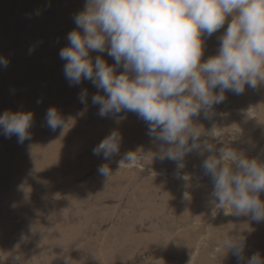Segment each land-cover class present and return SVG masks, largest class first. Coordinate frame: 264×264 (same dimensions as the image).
<instances>
[{
  "label": "rangeland",
  "instance_id": "374dc122",
  "mask_svg": "<svg viewBox=\"0 0 264 264\" xmlns=\"http://www.w3.org/2000/svg\"><path fill=\"white\" fill-rule=\"evenodd\" d=\"M86 3L0 0V56L9 59L0 66V113H34L30 140L21 144L0 134V264H240L219 249L228 235L246 237V258H264V222L227 214L231 207H216L210 196L201 164L218 152L161 161L166 145L149 137L142 119L125 111L101 118L91 103L98 89L65 78L59 52ZM232 18L205 37L201 62L217 54ZM90 55L115 63L106 52ZM82 89L87 107L78 99ZM225 96L211 119L194 118L201 143L234 147L264 162V84ZM51 106L66 121L56 131L45 124ZM238 128L243 136L232 142L228 133ZM114 129L122 135L119 152L108 160L93 155ZM128 152L135 159L127 160ZM105 163L108 177L98 173Z\"/></svg>",
  "mask_w": 264,
  "mask_h": 264
},
{
  "label": "clouds",
  "instance_id": "9594fccd",
  "mask_svg": "<svg viewBox=\"0 0 264 264\" xmlns=\"http://www.w3.org/2000/svg\"><path fill=\"white\" fill-rule=\"evenodd\" d=\"M229 15L233 18L219 37L217 54L201 62L205 37L217 32ZM73 20L76 28L59 52L65 61L64 75L70 85L88 80L98 89L91 97L92 105L99 106L98 115L135 113L148 125L149 137L166 145L161 161L178 162L192 152H218L201 164L211 180L216 207L225 210L228 205L232 211L227 214L264 222L260 198L264 162L234 147L217 150L214 144L201 143L200 126L194 123L201 115L211 119L214 107L225 101V92L240 95L245 86L257 89L264 84V0H87ZM93 51L106 52L115 63L109 64L102 55L93 60ZM8 63L0 56V66ZM121 66L123 71L117 74ZM78 99L87 107V89ZM33 122L31 110H5L0 113V134L16 136L23 144L31 139ZM45 124L56 131L66 121L51 106ZM228 135L238 142L243 130ZM121 142V133L114 129L93 148V155L108 160L119 152ZM125 158L135 159L134 152ZM98 173L108 177L111 169L101 164ZM245 247L244 236L228 235L219 242V249L237 257L240 264H264L259 253L246 258Z\"/></svg>",
  "mask_w": 264,
  "mask_h": 264
},
{
  "label": "bare ground",
  "instance_id": "6f19581e",
  "mask_svg": "<svg viewBox=\"0 0 264 264\" xmlns=\"http://www.w3.org/2000/svg\"><path fill=\"white\" fill-rule=\"evenodd\" d=\"M191 207H193V206H191ZM191 210V209H190ZM192 212V211H191ZM195 213V212H194ZM189 215V214H188ZM191 216V215H190Z\"/></svg>",
  "mask_w": 264,
  "mask_h": 264
}]
</instances>
